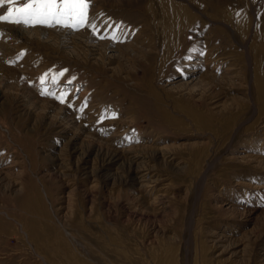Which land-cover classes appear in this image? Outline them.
<instances>
[{
	"label": "rangeland",
	"instance_id": "rangeland-1",
	"mask_svg": "<svg viewBox=\"0 0 264 264\" xmlns=\"http://www.w3.org/2000/svg\"><path fill=\"white\" fill-rule=\"evenodd\" d=\"M165 1L0 21V264H264V0Z\"/></svg>",
	"mask_w": 264,
	"mask_h": 264
},
{
	"label": "snow or ice",
	"instance_id": "snow-or-ice-1",
	"mask_svg": "<svg viewBox=\"0 0 264 264\" xmlns=\"http://www.w3.org/2000/svg\"><path fill=\"white\" fill-rule=\"evenodd\" d=\"M5 4L11 5V7L7 8L5 14H0V21L26 26L58 25L72 29L87 26L92 29L93 34H99L100 31V28L95 23H90L89 20L92 0H0V6ZM119 27L116 25L117 29ZM100 38L104 37L100 36ZM117 38L113 34L112 39ZM60 75H63V72ZM46 76L47 74H45V78ZM66 96L65 92L57 98L63 101ZM82 110L83 108H81Z\"/></svg>",
	"mask_w": 264,
	"mask_h": 264
},
{
	"label": "bare ground",
	"instance_id": "bare-ground-1",
	"mask_svg": "<svg viewBox=\"0 0 264 264\" xmlns=\"http://www.w3.org/2000/svg\"><path fill=\"white\" fill-rule=\"evenodd\" d=\"M162 1H163V0H162ZM164 1H165V0H164ZM165 2H166V1H165ZM173 2H174V1H173ZM175 2H176V1H175ZM169 3H170V2H169ZM177 3H178V2H177ZM165 4H166V3H165ZM181 4H183V3H181ZM170 5L174 6V3L172 4V1H171V3L169 4V6H170ZM175 5H177V4H175ZM178 5H179V4H178ZM184 5H185V4H184ZM169 6H168V7H167V5L165 6V7H167V8H165V12H167V13H168V11H171V9H172L171 6H170V7H169ZM182 6H183V5H182ZM174 7H175V6H174ZM180 7H181V6H180ZM176 8H177V7H176ZM176 10H177V11H176L175 16H174L175 19H176V21L186 20V18H185V14L180 13L182 9L180 10V12L178 11V8H177ZM174 11H175V10H174ZM189 11H190V10H189ZM183 12H184V11H183ZM163 13H164V12H163ZM185 13H186V12H185ZM232 13H233V12H232ZM188 14H189V12H188ZM186 15H187V13H186ZM236 15H237V14H236ZM236 15H235V16H236ZM239 15H240V14H239ZM239 15H238V17H239ZM189 16H190V15H189ZM186 17H187V16H186ZM236 17H237V16H236ZM236 17H235V18H236ZM241 17H242V16H241ZM168 18H169V17H168ZM168 18H167V19H168ZM229 18H230V17H229ZM235 18H233V19H235ZM239 18H240V17H239ZM228 20H229V19H228ZM240 20H241V19H240ZM173 21H174V20H173ZM234 21H236V20H234ZM240 22H241V21H240ZM243 22H244V21H243ZM182 26H183V25H182ZM249 55H250V54H249ZM196 63H197V62H196ZM179 80H180V79H179ZM257 81H259V80H256V82H257ZM257 83H258V82H257ZM260 83H261V82H260ZM260 86L262 87V84H261ZM257 87H258V86H257ZM261 87H260V88H261ZM261 95H262V94H261ZM259 97H260V95H259ZM261 98H262V97H261ZM259 100H260V99H259ZM260 107H261V106H260ZM260 109H261V108H260ZM37 211H38V210H37ZM37 211H36V212H37ZM41 211H42V209H41ZM39 212H40V209H39ZM40 213H41V212H40ZM42 213H43V212H42ZM42 215H43V214H42ZM37 216H39V215H37ZM40 217H41V216H40ZM42 217H44V216H42ZM46 218H47V217H46ZM36 219H37V218H36ZM49 219H50V218H49ZM41 220H42V219H41ZM34 221L37 223L36 220H34ZM43 221H44V220H43ZM43 221H42V223H43ZM39 222H40V221H39ZM47 223H48V222H47ZM47 223H45V224L47 225ZM48 224H49V223H48ZM26 227H27V226H26ZM26 227H25V228H26ZM29 228H30V227H29ZM28 230H30V229H28ZM37 232H38V231H37ZM46 232H47V231H46ZM46 232H45V233H46ZM57 232H58V231H57ZM30 234H32V231L30 232ZM36 234H37V233H36ZM36 234H35V235H36ZM59 234H60V232H59ZM60 235H61V234H60ZM28 236H29V235H28ZM30 236H31V235H30ZM37 236H38V235H37ZM37 236H35V237H37ZM56 236H57V234H56ZM31 238H32V236H31ZM35 239H36V238H35ZM41 239H42V238H41ZM60 239H61V238H60ZM41 242H42V241H41ZM63 248H64V247H63Z\"/></svg>",
	"mask_w": 264,
	"mask_h": 264
}]
</instances>
